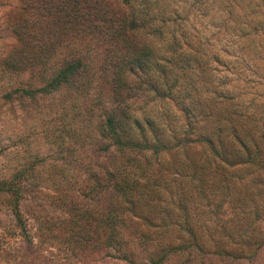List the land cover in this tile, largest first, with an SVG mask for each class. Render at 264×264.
<instances>
[{
    "label": "trees",
    "instance_id": "obj_1",
    "mask_svg": "<svg viewBox=\"0 0 264 264\" xmlns=\"http://www.w3.org/2000/svg\"><path fill=\"white\" fill-rule=\"evenodd\" d=\"M169 1L120 0L123 10H114L104 0H20V15L12 25L17 45L4 66L37 74L45 81L39 91L50 92L70 83L84 66L75 52L50 73L62 47L79 41L102 48L111 98L103 128L113 151L103 174L106 184L96 179L87 192L95 193L97 204L78 196L62 199L70 243L90 245L101 236L107 249L130 262L143 244L149 264H259L261 238L250 231L258 209L247 213L241 207L234 225L217 232L174 225L172 211L159 204L166 196L159 184L165 182L162 173L151 169L157 162H183L181 168L193 164L202 198L211 192L203 177L220 169L227 183L226 165L234 171L249 166L257 179L264 177V117L248 112L258 107L254 101L248 109L240 93L214 84L209 59L186 26L187 11ZM211 166L214 170L207 171ZM22 185L2 181L0 194L9 201L16 228L31 241L21 209ZM104 202L105 208L100 206ZM187 216L180 220L187 222ZM94 223L97 229L92 230Z\"/></svg>",
    "mask_w": 264,
    "mask_h": 264
},
{
    "label": "rangeland",
    "instance_id": "obj_2",
    "mask_svg": "<svg viewBox=\"0 0 264 264\" xmlns=\"http://www.w3.org/2000/svg\"><path fill=\"white\" fill-rule=\"evenodd\" d=\"M104 1L114 10H123L120 0ZM169 2L187 11L186 26L209 59L214 84L222 83L233 94L240 93L241 105L248 109L254 101L258 107L248 112L264 117V0ZM20 7V0H0V182L24 184L21 209L32 240H26L16 228L9 201L0 194V264H149L143 244L130 262L107 249L101 236L90 245L70 243L69 214L62 199L78 196L86 204H97L95 193L87 192L96 179L100 186L106 184L103 174L109 170L113 151L103 128L105 112L111 107L103 51L97 45L68 42L53 58L49 72L76 52L84 62L81 73L56 90L40 92L45 81L37 74L15 73L4 66L17 45L12 25ZM199 150L194 148L189 154ZM181 163L151 166L162 173L160 181H165H158L166 196L159 204L172 211L177 222L171 223L221 232L234 225L241 207L247 213L258 209L259 217L250 231L260 235L258 262L264 264V177L257 179L249 166H237L234 171L226 165L230 172L227 183L220 169L203 177L211 192L202 198L199 173L193 164L181 168ZM213 170V166L207 168ZM100 206L105 208L106 203ZM184 214L187 222L180 220ZM91 228L97 229L96 224Z\"/></svg>",
    "mask_w": 264,
    "mask_h": 264
}]
</instances>
